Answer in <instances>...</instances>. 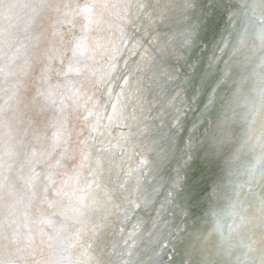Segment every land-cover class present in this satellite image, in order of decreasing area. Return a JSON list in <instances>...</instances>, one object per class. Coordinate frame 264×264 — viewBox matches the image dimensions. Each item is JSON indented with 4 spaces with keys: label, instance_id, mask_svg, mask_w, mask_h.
Masks as SVG:
<instances>
[{
    "label": "water",
    "instance_id": "obj_1",
    "mask_svg": "<svg viewBox=\"0 0 264 264\" xmlns=\"http://www.w3.org/2000/svg\"><path fill=\"white\" fill-rule=\"evenodd\" d=\"M97 12L98 43L66 86L76 157L56 160L37 197L50 210L39 258L264 264V0H100Z\"/></svg>",
    "mask_w": 264,
    "mask_h": 264
},
{
    "label": "bare ground",
    "instance_id": "obj_2",
    "mask_svg": "<svg viewBox=\"0 0 264 264\" xmlns=\"http://www.w3.org/2000/svg\"><path fill=\"white\" fill-rule=\"evenodd\" d=\"M99 3L0 0V264H44L39 253L49 233L41 219L50 210L38 209L43 199L37 197L49 185L56 160L76 157L67 142L75 135L68 105L78 88L70 95L66 86L68 73L78 69V56L89 48L90 57L98 43L94 28L104 21L97 12ZM103 41L99 39L105 47ZM81 81L74 83L78 87ZM7 113L9 117L3 118ZM58 143L63 145L60 152L54 149ZM75 165L57 179L60 194L55 187L52 195L57 210ZM34 166L39 170L35 172Z\"/></svg>",
    "mask_w": 264,
    "mask_h": 264
},
{
    "label": "snow or ice",
    "instance_id": "obj_3",
    "mask_svg": "<svg viewBox=\"0 0 264 264\" xmlns=\"http://www.w3.org/2000/svg\"><path fill=\"white\" fill-rule=\"evenodd\" d=\"M164 71H165V73H169V72H171V71H173L172 69H168V68H165L164 69ZM178 71V70H177ZM170 79H175L176 77H169ZM209 92H210V95H211V93H212V89H210L209 90ZM177 96H179V92H177L174 96H173V101L176 99V97ZM209 102H211V99L209 100ZM176 112H177V114L173 117V119H172V124H171V127L172 128H176V127H178L179 125H180V123H181V120H180V117H179V110L177 109L176 110ZM161 114H163V110H161ZM193 127H195V125L193 126ZM191 160V155L190 154H186V161H185V163L187 164L188 163V161H190ZM177 184L179 185V181H177Z\"/></svg>",
    "mask_w": 264,
    "mask_h": 264
}]
</instances>
